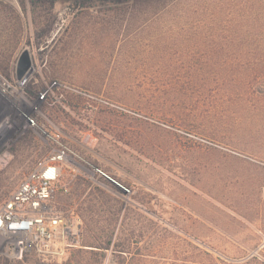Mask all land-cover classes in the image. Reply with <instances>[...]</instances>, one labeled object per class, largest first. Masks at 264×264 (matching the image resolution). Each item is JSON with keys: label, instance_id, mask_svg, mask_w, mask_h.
I'll list each match as a JSON object with an SVG mask.
<instances>
[{"label": "rangeland", "instance_id": "374dc122", "mask_svg": "<svg viewBox=\"0 0 264 264\" xmlns=\"http://www.w3.org/2000/svg\"><path fill=\"white\" fill-rule=\"evenodd\" d=\"M176 1L0 0V146L13 156L0 203L64 144L80 167L53 202L81 222L76 247L0 264H264V127L206 121L207 98L186 101L174 86L192 73L161 71L197 26ZM96 170L131 187L129 200ZM115 217L112 248L125 221L134 254L87 251L88 223L109 230Z\"/></svg>", "mask_w": 264, "mask_h": 264}, {"label": "trees", "instance_id": "16d2710c", "mask_svg": "<svg viewBox=\"0 0 264 264\" xmlns=\"http://www.w3.org/2000/svg\"><path fill=\"white\" fill-rule=\"evenodd\" d=\"M176 4L190 12L189 17L197 26L191 31L186 30L189 37L181 33L189 39L187 43H183L184 39L180 42L181 50L187 48V52L166 51L171 59L161 65V71L192 73L191 82L181 85L183 77L174 78L179 80L174 86L186 101L207 98L206 121L212 119L227 129L230 123L252 128L250 123L254 125L256 121H261L264 127V0H177ZM84 7L91 6L86 4ZM188 89L193 93L191 97ZM236 108L238 110L233 111ZM238 111L242 116L232 118V121L231 117ZM221 133L223 131H215L212 135L225 139ZM259 136L264 137V134ZM129 211L136 213L133 209ZM117 222L116 217L107 221L108 230L89 226L87 221L89 237L83 241V246L91 249L87 251L97 249L103 253L111 248L122 258L134 254V231H129L125 221L120 224L112 248ZM125 260L120 264H125Z\"/></svg>", "mask_w": 264, "mask_h": 264}, {"label": "built area", "instance_id": "2783aa9c", "mask_svg": "<svg viewBox=\"0 0 264 264\" xmlns=\"http://www.w3.org/2000/svg\"><path fill=\"white\" fill-rule=\"evenodd\" d=\"M1 149L0 146V168H5L13 156L7 151L1 153ZM77 158L67 145L53 147L0 203L1 255L22 261L27 254L34 253L47 260L64 249L77 246L80 219L74 213L68 216L57 210L53 202L65 173L79 170ZM95 174L111 181L121 199L129 200L132 196L131 187L100 170Z\"/></svg>", "mask_w": 264, "mask_h": 264}, {"label": "water", "instance_id": "95a60500", "mask_svg": "<svg viewBox=\"0 0 264 264\" xmlns=\"http://www.w3.org/2000/svg\"><path fill=\"white\" fill-rule=\"evenodd\" d=\"M31 56L28 50H24L18 62V74L22 77L31 66Z\"/></svg>", "mask_w": 264, "mask_h": 264}]
</instances>
